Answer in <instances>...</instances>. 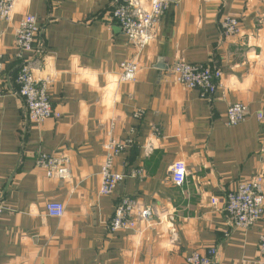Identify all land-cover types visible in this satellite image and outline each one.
Returning a JSON list of instances; mask_svg holds the SVG:
<instances>
[{"label": "crops", "instance_id": "crops-1", "mask_svg": "<svg viewBox=\"0 0 264 264\" xmlns=\"http://www.w3.org/2000/svg\"><path fill=\"white\" fill-rule=\"evenodd\" d=\"M130 1L140 8L150 3ZM111 11L110 0H19L12 19H0V264H187L210 248L219 252L217 264H264L258 249L264 218L243 231L224 211L228 192L264 177L258 118L264 116V0H170L142 53ZM28 15L41 29L42 53L24 59L61 115L40 124L29 121L15 81L16 35ZM225 18L240 22L239 33L223 35ZM180 60L221 68L214 100L175 82L172 68ZM128 61L139 66L131 84L121 82ZM236 103L248 107L249 117L231 127L227 111ZM112 139L130 144L114 161L126 178L106 197L101 169ZM41 154L68 159L71 178H49L36 165ZM180 161L188 176L177 186L171 169ZM125 197L153 218L111 233ZM50 202L64 205L61 219L48 216Z\"/></svg>", "mask_w": 264, "mask_h": 264}, {"label": "built area", "instance_id": "built-area-1", "mask_svg": "<svg viewBox=\"0 0 264 264\" xmlns=\"http://www.w3.org/2000/svg\"><path fill=\"white\" fill-rule=\"evenodd\" d=\"M19 0H0V19L10 21L15 12ZM112 11L111 20L127 37L128 42L140 53L151 44L154 31L159 26L163 16L168 10L170 0H150L147 8L134 6L130 0H110ZM223 35L232 37L239 33L240 22L235 18H225L220 23ZM41 29L36 17L28 15L20 22L16 35L15 48L20 68L16 77L18 85L17 94L23 100L27 116L30 122L40 124L47 120H58L61 115L54 110L51 94L46 83L38 82L33 74L30 61L24 59L25 53L41 55V46L38 45V37ZM4 59L0 54V75L4 72ZM139 73L136 62H124L121 65V82L135 83ZM175 82L187 90L198 91L203 99L212 101L221 85L223 71L214 64L192 65L185 61H178L172 68ZM141 112L136 114L137 118ZM249 117L248 107L242 103H236L227 111L228 126L235 127L243 124ZM263 121L264 116L260 115ZM130 142H118L110 140L105 146L106 162L101 169L102 185L101 196L114 195L123 184L125 176L115 172L114 161L128 147ZM37 167L46 171L52 179L67 181L71 178L70 162L66 158H54L47 154H41L36 160ZM173 182L182 186L188 176V168L184 162H176L171 169ZM141 171L133 176L138 177ZM213 205L218 200L212 201ZM47 213L50 218L61 219L65 215V207L58 202L47 204ZM3 206L0 202V215ZM224 211L231 224L243 231L256 228L264 218V177L241 181L237 188L228 192L225 197ZM153 213L150 209H143L129 197L123 198L115 209L113 218L109 224L111 233L124 230H133L139 222L152 220ZM259 254L264 262V235L260 236ZM219 252L216 248H210L204 252L196 251L186 259L187 264H217Z\"/></svg>", "mask_w": 264, "mask_h": 264}]
</instances>
